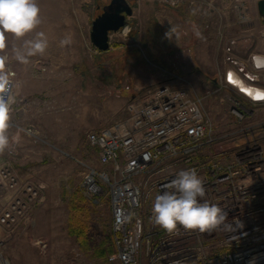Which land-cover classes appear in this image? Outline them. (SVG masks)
<instances>
[{"label": "rangeland", "instance_id": "374dc122", "mask_svg": "<svg viewBox=\"0 0 264 264\" xmlns=\"http://www.w3.org/2000/svg\"><path fill=\"white\" fill-rule=\"evenodd\" d=\"M128 1L133 16L124 30L111 35L106 52L91 42L92 23L101 14L98 0H38L42 24L36 32L45 34L48 48L26 64L13 51L22 41L6 34L0 54L8 56L4 70L16 99L8 134L19 132L21 139L0 153V161L24 181L43 186L35 221L8 244L12 264H111L108 195L104 192L95 204L83 186L87 167L105 170L87 135L127 119V106L158 85L189 87L204 98L213 143L202 149L197 164L231 165L232 154L254 151L243 145L258 142L264 171V104L254 105L223 88L222 81L229 56L253 71L250 57L264 52L260 0H182L176 7L162 0ZM66 36L72 42L62 47ZM34 37L35 32L26 38ZM258 75L264 84V71ZM235 101L242 105L241 115L233 112ZM77 190L92 210L89 252L68 231V201Z\"/></svg>", "mask_w": 264, "mask_h": 264}, {"label": "built area", "instance_id": "2783aa9c", "mask_svg": "<svg viewBox=\"0 0 264 264\" xmlns=\"http://www.w3.org/2000/svg\"><path fill=\"white\" fill-rule=\"evenodd\" d=\"M162 1L173 7L182 2ZM232 48L228 46L229 55ZM255 56H264V52L250 57L253 71L229 56L222 81L223 88L261 105L264 102L254 103L241 90L264 89L258 75L264 68L255 67ZM229 73L239 84L229 82ZM191 90L158 85L127 106V119L87 135L105 170L87 167L83 186L95 204L104 192L108 195L114 249L108 259L111 264H264L262 150L258 142L246 143L244 147L255 150L232 154L231 165L212 160L197 164L202 149L213 143V129L204 98ZM234 103L233 112L241 115V103ZM186 169L197 171L204 181V199L224 209L231 228L204 233L179 228L168 233L153 223L155 197ZM42 200V185L24 181L10 164L0 161V264H12L8 244L15 233L35 221Z\"/></svg>", "mask_w": 264, "mask_h": 264}, {"label": "clouds", "instance_id": "9594fccd", "mask_svg": "<svg viewBox=\"0 0 264 264\" xmlns=\"http://www.w3.org/2000/svg\"><path fill=\"white\" fill-rule=\"evenodd\" d=\"M42 24L38 0H0V51L7 47L6 34L17 41L20 47L14 48L16 60L28 63L29 57L44 55L48 41L43 32H36ZM35 32V37L27 39ZM168 35V34H167ZM71 37L60 40V46L71 44ZM8 56L0 54V153L10 143H19L20 134L9 136L12 106L16 99L12 94L13 81L4 70ZM256 68H264V56L253 57ZM19 88V85H15ZM248 98L254 103L264 102V89L251 88ZM204 181L195 169L181 170L171 182L165 185L162 194L157 195L152 204V221L168 233L179 228L210 232L223 227H232L227 222V213L219 205L204 199Z\"/></svg>", "mask_w": 264, "mask_h": 264}, {"label": "water", "instance_id": "95a60500", "mask_svg": "<svg viewBox=\"0 0 264 264\" xmlns=\"http://www.w3.org/2000/svg\"><path fill=\"white\" fill-rule=\"evenodd\" d=\"M259 14L264 22V0L258 3ZM133 7L128 0H110L92 23L91 42L101 52L111 48V35L124 30L128 18L133 16Z\"/></svg>", "mask_w": 264, "mask_h": 264}, {"label": "trees", "instance_id": "16d2710c", "mask_svg": "<svg viewBox=\"0 0 264 264\" xmlns=\"http://www.w3.org/2000/svg\"><path fill=\"white\" fill-rule=\"evenodd\" d=\"M101 1L102 0H98L100 12H102V8L104 7V4H100ZM68 202L70 210L68 221L69 235L75 237L81 248L89 252V234L91 230L92 213L90 201L82 191L77 190L70 195ZM99 256L107 259L105 252L103 253L100 251Z\"/></svg>", "mask_w": 264, "mask_h": 264}, {"label": "snow or ice", "instance_id": "6c2138e0", "mask_svg": "<svg viewBox=\"0 0 264 264\" xmlns=\"http://www.w3.org/2000/svg\"><path fill=\"white\" fill-rule=\"evenodd\" d=\"M227 78H228L230 83H233L234 85L239 84V81L233 79L232 73H229ZM241 90L244 91L246 94H249V95L251 94L250 89H246V88L241 87Z\"/></svg>", "mask_w": 264, "mask_h": 264}, {"label": "crops", "instance_id": "0c3cea01", "mask_svg": "<svg viewBox=\"0 0 264 264\" xmlns=\"http://www.w3.org/2000/svg\"><path fill=\"white\" fill-rule=\"evenodd\" d=\"M169 85H172V83L169 82ZM14 168V167H13Z\"/></svg>", "mask_w": 264, "mask_h": 264}, {"label": "bare ground", "instance_id": "6f19581e", "mask_svg": "<svg viewBox=\"0 0 264 264\" xmlns=\"http://www.w3.org/2000/svg\"><path fill=\"white\" fill-rule=\"evenodd\" d=\"M241 85V84H240Z\"/></svg>", "mask_w": 264, "mask_h": 264}]
</instances>
